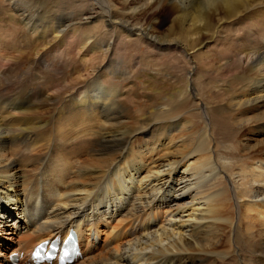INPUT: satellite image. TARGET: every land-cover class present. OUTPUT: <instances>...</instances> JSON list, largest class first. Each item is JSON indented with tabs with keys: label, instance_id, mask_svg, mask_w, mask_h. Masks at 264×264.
<instances>
[{
	"label": "bare ground",
	"instance_id": "obj_1",
	"mask_svg": "<svg viewBox=\"0 0 264 264\" xmlns=\"http://www.w3.org/2000/svg\"><path fill=\"white\" fill-rule=\"evenodd\" d=\"M117 1L5 3L25 54L66 48L94 70L67 98L46 99L57 110L49 121L11 120L33 92L0 95V264H34L40 243L72 230L82 248L73 264H264V0H119L122 11ZM166 9L176 28L163 36L155 15ZM131 46L171 58L186 83L144 117L147 106L136 111L102 82L113 53ZM220 51L237 72L221 95L200 90L199 72ZM221 102L239 148L217 139ZM233 156L244 166L231 173Z\"/></svg>",
	"mask_w": 264,
	"mask_h": 264
},
{
	"label": "rangeland",
	"instance_id": "obj_2",
	"mask_svg": "<svg viewBox=\"0 0 264 264\" xmlns=\"http://www.w3.org/2000/svg\"><path fill=\"white\" fill-rule=\"evenodd\" d=\"M6 1L7 0H0V30H3L5 32L4 34L0 35V95L3 96L2 98H9V101L11 102L13 100V97L17 96L19 92L24 93L25 91H27V93L29 94L33 92L34 96L29 98L32 107L27 108L28 110L21 107H15L14 109H11V112L14 115L13 119L11 120L15 121L17 118L20 119L21 117L26 118L27 116H30L33 119L49 121V117L52 115V113L53 115H55L57 110L55 112H51L50 109L54 106L46 105V99L53 98L54 101L57 98L56 96H58V100H61L62 97L67 98L69 96V90L76 89L75 86H77V84H83L91 78V76L90 78H88V74L94 70V67L92 65L94 64V62L91 61L88 57H76L77 55L75 53L69 54L67 51V53L70 55L68 56L65 50L66 48H63L64 51L62 49L61 51L55 52L50 57H48V55L45 56V53H43V51H39L36 56H30L28 52L27 54H25V50L27 48L26 45H23L22 43L20 46L21 38H19L18 42L15 41L14 43V36H10L12 28L8 26V22L9 20H11L8 16H11L12 14L10 13L7 14L8 16H6ZM118 1V9L122 11V2ZM69 12H74V9H71ZM163 12L155 15L157 17L155 22L161 30L160 35L166 36L168 34V31L172 28L175 29L176 26L172 23L173 18L171 17V11H168L166 9L165 12ZM15 19L18 20V18L14 17V23H19L18 21H15ZM226 43L227 41L225 42V44ZM11 44L15 45L17 48L11 46ZM4 46L7 50L6 52L3 48ZM123 47L125 48L127 46ZM216 47L217 46L215 43L211 44L212 49H215ZM198 49L195 50L196 54L193 55V57L198 56ZM128 50L130 51V53H128L127 55L121 49L113 53L112 57L116 61L113 64L115 66V70H112L113 73H110L108 77L106 76V78L102 82L106 85L108 84L107 86H113V88L117 89L118 91L121 90L120 92H122V96L120 97V99L125 102H127V100L131 103L134 102V109L136 111L140 109V106L144 108L147 106V108L145 109L146 111L144 110L143 112H137L139 115L144 114V117L149 110L153 109V107L157 106L158 104L163 105L165 103L164 98L166 100V98L168 97L171 98L175 96L176 88H179V86L185 88L186 83L181 82V68L180 66L177 67L173 65L174 63L171 61V58L160 57V60H155V57H151L154 55V53L152 55H149L145 53L142 48L136 49V47L131 46L128 47ZM45 51L46 49L44 50V52ZM16 52H18L19 54ZM221 52L223 51H220L217 57L206 60V68L199 70L201 75L205 76L204 79L206 82V84H203L200 87V90H212L214 94L221 95L226 90H230V85L235 81L234 78L237 77L236 68L224 66V57L222 56ZM228 52L229 50L223 53ZM149 59H152L150 61L151 65L143 71L142 67L147 66ZM100 60L101 59H98L97 63H95H100ZM103 63L104 62H101L99 66L103 67L106 62L104 64ZM189 68V65H184V76L187 74L186 70H188ZM234 86H236V84H234ZM238 89H240V87H238ZM35 91H40L37 97H35ZM55 91H57L58 93ZM118 91L113 92V97L117 96ZM123 93L126 94L124 95ZM202 94L204 95V92H202ZM59 96H61V98H59ZM152 99L154 100L155 106L153 105L150 108L149 106L153 104ZM19 100L20 99H18L16 102H18ZM41 102L43 103L42 105ZM28 104V102H25V105L28 106ZM61 105L62 104L59 103L57 108ZM223 105H225V103L221 102L220 106ZM211 106L213 107V105ZM227 107V105L224 106L221 118L226 122L227 127H224L220 123L221 120L218 116H216V114L215 116L213 115L215 126L217 125L216 136L219 142L225 144L231 140V143H234L235 146L239 148L242 141V136L241 134H235L231 129L235 123L233 122V120L228 118ZM18 108H20L21 110ZM35 113L37 114V116L34 115ZM197 123L199 124L200 122L198 121ZM11 149H17L18 152L21 150L18 146ZM235 157L237 156L231 157V161H234H232L234 164L232 167L233 170L230 171L231 173L232 171H237L244 166V162L238 160V158ZM104 238L105 236H103V239ZM2 250L3 249H0V252H4V250ZM221 257H223V255H220V257H218V261L216 263L211 264H237V262H234V260H222ZM244 257H246V255L243 256V260H245Z\"/></svg>",
	"mask_w": 264,
	"mask_h": 264
}]
</instances>
